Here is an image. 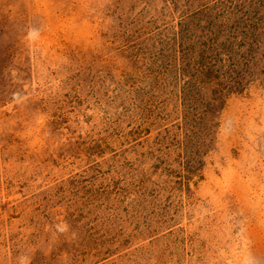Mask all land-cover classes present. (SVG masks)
<instances>
[{"label": "rangeland", "instance_id": "374dc122", "mask_svg": "<svg viewBox=\"0 0 264 264\" xmlns=\"http://www.w3.org/2000/svg\"><path fill=\"white\" fill-rule=\"evenodd\" d=\"M0 264H264V0H0Z\"/></svg>", "mask_w": 264, "mask_h": 264}]
</instances>
